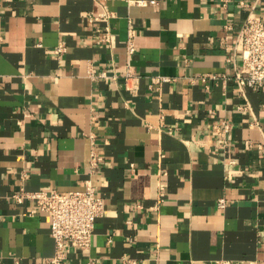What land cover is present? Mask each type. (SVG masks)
I'll use <instances>...</instances> for the list:
<instances>
[{
	"label": "crops",
	"instance_id": "crops-1",
	"mask_svg": "<svg viewBox=\"0 0 264 264\" xmlns=\"http://www.w3.org/2000/svg\"><path fill=\"white\" fill-rule=\"evenodd\" d=\"M248 15L264 0H0V264L55 255L48 214L13 193L88 180L105 207L63 264H264V85L232 79Z\"/></svg>",
	"mask_w": 264,
	"mask_h": 264
},
{
	"label": "built area",
	"instance_id": "built-area-1",
	"mask_svg": "<svg viewBox=\"0 0 264 264\" xmlns=\"http://www.w3.org/2000/svg\"><path fill=\"white\" fill-rule=\"evenodd\" d=\"M228 1L223 0L224 5ZM128 3L157 5L159 0H128ZM100 16L110 18L112 13L104 5V11ZM102 40H108V33L102 35ZM238 41L241 61L239 65L234 67L232 79L241 89L245 87L257 89L264 85V18L248 15L238 28ZM126 47L129 56L133 55L135 48L131 36L127 40ZM55 51L63 52L65 47L60 45ZM91 75L94 78L108 77L105 72L98 75L92 73ZM112 77L116 78L117 74L112 75ZM218 77L216 74H207L200 76L199 79L208 88V81L216 80ZM123 78L127 89L132 88L131 82L136 83L138 80V76L130 69L126 71ZM231 127V123L226 120H221L214 125L215 132L222 137L227 136ZM99 158L94 151L91 152V164L93 166L97 165ZM12 198L17 203H23L26 200L31 201L30 214L45 212L50 217V232L55 242V255L50 259L51 264H63L66 258V250L69 247L79 250L91 248L95 221L103 213L105 207L104 198L96 192L91 181H86L84 189L70 193L57 190H27L21 187L19 191L12 194ZM162 198L163 192L160 191L157 202L160 203ZM226 205L227 199L225 197L218 199L217 206L220 209H224ZM124 264H141V262L125 259Z\"/></svg>",
	"mask_w": 264,
	"mask_h": 264
}]
</instances>
